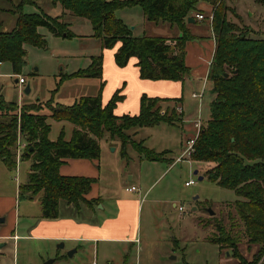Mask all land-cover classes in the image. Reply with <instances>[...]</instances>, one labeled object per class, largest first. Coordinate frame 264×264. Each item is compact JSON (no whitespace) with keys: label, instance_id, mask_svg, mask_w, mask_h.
<instances>
[{"label":"trees","instance_id":"1","mask_svg":"<svg viewBox=\"0 0 264 264\" xmlns=\"http://www.w3.org/2000/svg\"><path fill=\"white\" fill-rule=\"evenodd\" d=\"M42 0H18L12 10L16 16L14 27L0 32V63L9 62L12 73L18 74L25 62V44L45 47L46 39L38 32L44 27L57 37L71 38L66 11L85 18L91 25V36L99 39L101 50L113 49L114 63L125 67L135 58L138 76L142 80L183 82L190 75L185 64V47L198 37L191 32L192 12H202L200 0H49L60 5V15L52 17L43 10L25 13L24 5L39 7ZM213 6L210 29L215 41L207 80L210 86L208 118L195 139L190 159L203 166V176L218 186L234 191L236 219L228 226L215 221V231L209 241L226 246L237 258V264H264V37L252 38L249 31L227 19L228 7L224 0H208ZM138 6L145 19L155 25L176 28L180 35H133L117 10ZM103 53L90 56V64L70 74H60L52 90L76 78L99 80L95 95L81 96L69 105L33 102H6L0 95V160L7 169L17 166L18 142L23 145L20 156L30 161L25 183L19 185V198L32 199L40 195L41 218L58 216V202L78 205L84 202L97 209L98 199H87L93 178L66 176L59 167L67 159H95L100 157L99 141L107 134L121 141V156L126 157L130 144L142 159L164 160L166 152H157L131 139L126 133L134 127H153L160 123L172 125L182 120L177 110L181 98H161L141 94L136 114L116 115L114 109L124 96L116 89L104 102L102 92ZM173 102V107L163 103ZM45 108L47 113H43ZM67 121L73 125L69 140L61 129L55 140H50L47 119ZM171 162V161H168ZM243 238L258 246L251 260L238 251Z\"/></svg>","mask_w":264,"mask_h":264},{"label":"rangeland","instance_id":"2","mask_svg":"<svg viewBox=\"0 0 264 264\" xmlns=\"http://www.w3.org/2000/svg\"><path fill=\"white\" fill-rule=\"evenodd\" d=\"M17 2L18 0H0V32L10 31L14 27L16 16L9 10H12ZM224 2L229 10L228 20L244 26L252 38L264 37V0H224ZM38 5L39 7L24 5L22 11L32 13L41 9L52 17L62 11L60 5L53 6L49 0L39 1ZM212 10L213 7L202 11L207 27H210ZM115 15L130 28L135 27V36L142 35V29L146 31L145 34H157L151 29L154 24L144 18L138 6L117 10ZM65 17L68 21L71 19L73 31L71 38L53 36L46 28L39 27L38 32L45 37L46 45L45 47L24 45L25 62L20 73L13 74L9 62H3L0 66V95L6 102H15L19 107L33 102L43 104L48 100L69 105L78 97L96 94L98 80L94 78L69 80L61 85L57 93L52 94L60 74H70L78 68L85 67L89 56L97 54L101 49L100 40L89 36L91 25L87 19L74 16L68 11ZM196 32L199 33L201 30ZM199 34L200 37L197 39L206 38L205 33ZM19 77L25 80L24 84L15 81ZM106 79L108 82L102 92L103 99L110 98L117 87L116 82L111 81L113 77L109 76ZM26 86L30 89L28 93L24 92ZM210 86L211 83L207 80L187 82L182 122L172 125L160 123L153 127H134L126 131L131 139L142 140L143 145L149 149H155L158 152L167 149L165 158L172 161L180 159L170 167L168 162H161L160 166L168 167L162 175L158 174L160 170L158 167L153 170L147 168L148 161L144 160L140 164L139 153L130 144L126 145L127 158H123L121 141L118 138L112 139L107 134L99 141L98 161L88 159L90 162L94 160L92 163L96 168L102 166L103 177L99 184L95 185L96 187L109 185L113 192L120 194L126 193V188L130 185L140 189V195L103 196L112 197L114 200L118 197L138 198L141 232L139 238L142 244L152 241V245L165 253V259L172 260L173 264H184L183 258L189 264H237V258L234 257L232 250H227L226 246L220 247L210 242L208 238L216 232L215 221L225 226H228L230 218L235 221L233 202L238 197L234 191L222 188L204 177L203 166H200L199 172V162L191 160L190 155L184 152L188 146L187 139L196 136L194 122L199 119L202 126L208 118ZM201 90L203 95L202 102L199 104L198 99L191 97L190 93L191 91L198 93ZM127 99L128 106L132 107V95H129ZM162 105L165 109L166 106L171 108L174 104L167 102ZM127 109L123 107V104L119 105L116 114L120 115V112ZM42 112L47 113V110L44 108ZM47 122L50 124L48 134L50 140H55L61 129H64L65 139L69 140L73 127L70 122L55 121L51 118H48ZM23 145L20 148L16 168L13 170L6 168L3 170L4 174L0 173V235L2 232L11 234L16 227V234L19 236L15 240L0 237V264H90L93 259L97 264H153V262L149 263V256L145 250L141 251L136 259L135 249L125 250L122 253L121 246L110 249L99 243V255L96 257L95 249L92 251V245L90 247L87 242L81 241L78 246L68 241H45L28 237V225L36 221V215L40 210V195H35L32 199L15 196L14 203L5 199L10 192L14 191V185L17 182L24 183L27 178L30 161L20 158ZM2 163L1 169H3ZM107 166L108 170H106ZM195 170L197 174H194ZM139 172L143 175L141 181L137 180ZM131 173L135 177L128 181ZM198 175L204 178L199 181ZM188 180H193L194 183L186 186L185 182ZM145 190L147 191L144 195ZM61 205L63 214L64 207L67 205L63 201ZM179 206H183V212L178 210ZM193 207L196 208L193 209ZM98 208H101V204L97 205ZM209 208L213 214L210 213ZM25 214H29V217L24 216ZM14 219L16 225L13 224ZM25 222L27 225L24 224ZM257 249L258 246L250 243L246 238H243L238 245L239 253L247 260L253 258ZM72 250L75 251L69 254Z\"/></svg>","mask_w":264,"mask_h":264},{"label":"crops","instance_id":"3","mask_svg":"<svg viewBox=\"0 0 264 264\" xmlns=\"http://www.w3.org/2000/svg\"><path fill=\"white\" fill-rule=\"evenodd\" d=\"M197 7L199 10L205 11V10H209V8H212L213 6L208 2V0H200V2L197 4ZM196 14L197 12H192V15L195 18H196L195 16ZM65 18L66 17L64 16V20L67 23H69V29L71 30L72 27L70 21L71 19L69 20L70 21L69 22ZM190 23L192 24L190 25V29L194 35L200 37L199 33H205L204 36L206 38L190 40L186 43L185 64L190 68V75L186 77L183 82L165 81V80H158V81L142 80L138 76V69L135 66V62H136L135 58H131L128 64L123 68L116 66L113 58L115 48L103 49V50L100 49L97 54H92V55H98L101 51L103 53L102 80L105 83L103 91L105 90L106 84L108 82L106 78H108L109 76L113 77L111 81L116 82L115 83V85H117L116 89L121 87L123 89L121 94L124 96V98L122 101L117 103L114 109L115 114L117 107L122 104L123 107H125V109L127 108L129 109L124 110V112H120V115L136 114L139 110L140 96L141 94L144 93L148 96H156L161 98H181L182 99L181 103H179L178 105L182 107L181 122L183 121V114H184L183 100L185 97V85L187 84L188 81L191 80L192 81L200 80L202 82L207 80L209 65L212 60L214 47H215V41L211 29L209 26L208 27L206 26L204 19L201 20L197 19L196 23L195 20ZM134 29L135 27H132L133 35H134ZM151 29L153 33H157L156 35H164L167 37H175L177 35H180V32L176 28H170L168 25L165 24H159V25L154 24ZM200 30L201 32L199 33L196 32ZM142 31H143L142 33H146L144 29H142ZM91 34H92V30H91ZM91 34H89V36ZM90 56L88 58V64L85 67H87L90 64ZM2 64L3 63H0V66ZM85 67H81V68H85ZM98 86H99V80H98ZM193 92L195 91H191L190 94H192ZM129 95H132V99H131L132 100L131 105H133L132 107L128 106L129 101L127 97ZM102 99H103V94H102ZM108 99H103V101L106 102ZM72 129L73 127L71 128V131ZM162 151L167 152V149H164ZM163 158L164 160H157V161L146 160L149 162L147 168L153 170L155 167H158L160 169L158 170L159 171L158 174L160 173V175H162L168 169V167L160 166L161 162L171 161L168 162L170 167L171 165L175 164V161H177V159L175 161H172V159L165 158V154ZM144 160L145 159H142L139 156L140 164H142ZM93 161L94 160H91L90 162L88 159H67L64 161V163L60 165L59 173L66 176H83V177L93 178L94 181L96 182L94 183L93 186H91V189L86 194V197L87 199H98L99 204H101V208L92 210L84 202H80L78 205H74V204H68L64 200H59L58 216L54 219H43L41 218V209H40L39 213L36 215V221L28 225L29 226L28 237H32L38 240H45V241L47 240L68 241L71 242L73 245L77 244L78 246H79V242L81 241L87 242L89 243L90 247L92 245V251H94L95 249L94 256L96 257L97 255H99V243L104 244L107 247H110V249L112 248L117 249V247L121 246L120 251L122 253L125 250L135 249L136 259H138L139 253L145 250L149 256V260H150L149 263L153 262V264H173L171 263L172 260L165 259L164 256L165 253H163L161 250L155 248V246L152 245V241H149V243L145 242L144 244H142L141 239L139 238L141 232L139 227L140 200L138 198L118 197L114 200L112 197L103 196V195H140L139 194L140 189L137 188V192L127 191L126 193L120 194L117 193L116 191L113 192V190L109 187V185L107 187H100V185L99 187H96L95 185L99 184L101 178L103 177L102 175L103 172H102V166L96 168L95 165L92 163ZM96 161L98 160H95V162ZM0 162L2 163L1 160ZM2 166L3 169H1L0 167L1 170L0 173L4 174L3 170H6V166L4 164ZM108 169L109 167L107 166L106 170ZM142 176H143L142 173L139 172V174L137 175V180L141 181L143 178ZM134 177H135L134 174L131 173L130 177L128 178V181L133 180ZM17 184L18 182L14 185V191L10 192V194H8L9 196L5 198L10 200L11 203L12 202L14 203L15 196L18 197L19 185L22 183H19L18 185ZM130 186H135V185H130ZM150 187L151 185L148 187V189ZM147 190H145L144 195ZM62 201L65 202L67 205L66 207H64L65 209L63 214H62L63 207L61 205ZM172 206L174 207L175 204L173 203ZM24 216L29 217V214H25ZM13 224L16 225L15 219L13 220ZM24 224L27 225L26 222ZM1 234H2L0 235L1 238L7 237L15 240L16 238L19 237L16 234V227H14L11 234L4 232H2ZM183 262L184 264H189L185 262L184 258H183ZM90 264H97V262L95 259H93V261Z\"/></svg>","mask_w":264,"mask_h":264},{"label":"built area","instance_id":"4","mask_svg":"<svg viewBox=\"0 0 264 264\" xmlns=\"http://www.w3.org/2000/svg\"><path fill=\"white\" fill-rule=\"evenodd\" d=\"M196 18L197 19H203L204 18V16H203V14L202 13H197L196 15ZM24 79L22 78V77H19V79H18V83L19 84H23L24 83ZM203 90H201L200 92H193L192 93V97L193 98H197L198 99V102H199V104L202 102V95H203ZM177 110L178 111H182L181 110V107H177ZM194 126L196 127V130H197V132H196V136L195 137H193V138H191V139H189V140H187V144H188V146H187V148H186V150L184 151L185 153H188V155H190L191 154V152L193 151V145H194V142H195V139H196V137H197V135H198V133H199V131H200V129H201V123H200V120L198 119L196 122H194ZM22 147V144H20L19 142H18V149H17V153H18V155H17V158L19 157V153H20V148ZM190 157V156H189ZM180 159L179 158H177V161H179ZM194 182H193V180H189V181H187V182H185V185H191V184H193ZM126 190L127 191H131V192H137V188L135 187V186H130V187H127L126 188ZM178 210L180 211V212H183L184 210H183V206H179L178 207Z\"/></svg>","mask_w":264,"mask_h":264},{"label":"water","instance_id":"5","mask_svg":"<svg viewBox=\"0 0 264 264\" xmlns=\"http://www.w3.org/2000/svg\"><path fill=\"white\" fill-rule=\"evenodd\" d=\"M193 21H194V19L191 18V17L188 19V22H193ZM29 91H30L29 86H26L24 92H25V93H28ZM194 174H197V170L194 171ZM203 178H204V177H203L202 175H198V180H199V181L202 180ZM195 208H196V207H193V209H195ZM208 210L210 211L211 214H213V212L211 211L210 208H209ZM60 245L62 246V244H60ZM74 251H75V250L70 251L69 254H72V252H74Z\"/></svg>","mask_w":264,"mask_h":264}]
</instances>
